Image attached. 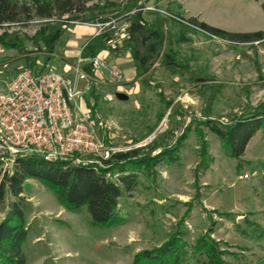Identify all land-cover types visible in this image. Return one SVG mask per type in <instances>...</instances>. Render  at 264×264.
I'll use <instances>...</instances> for the list:
<instances>
[{
    "label": "rangeland",
    "instance_id": "1",
    "mask_svg": "<svg viewBox=\"0 0 264 264\" xmlns=\"http://www.w3.org/2000/svg\"><path fill=\"white\" fill-rule=\"evenodd\" d=\"M263 4L264 0H151L142 13L151 22L158 11L166 19V31L178 29L168 17L179 13L232 31H255L264 29ZM47 20L35 17L8 30L22 50L0 42V86L26 68L51 67L73 76L83 47L101 29L87 22L68 24L49 53L38 33ZM114 24L121 43L128 22ZM176 49L189 70L205 79L166 67L162 55L140 76L129 49L108 51L107 63L120 69L123 79L112 81L104 71L91 75L84 69L89 76L79 84L84 93L76 111L90 112L104 146L127 148L150 136L154 138L149 146L174 145L186 133L178 161L141 174L135 189L119 199L123 223L110 227L92 226L85 207L71 211L49 186L28 179L23 192L27 264H133L138 251L160 245L178 230L189 243L206 234L221 241L233 264H264V127L236 159L203 123L212 119L229 124L264 101V41L231 44L194 32ZM34 57L36 65L30 66ZM95 79L98 85L87 89ZM198 131L209 143L203 162ZM8 169L11 165L0 166L2 175ZM246 173L248 178L243 177ZM14 200L7 190L0 201V222Z\"/></svg>",
    "mask_w": 264,
    "mask_h": 264
},
{
    "label": "trees",
    "instance_id": "2",
    "mask_svg": "<svg viewBox=\"0 0 264 264\" xmlns=\"http://www.w3.org/2000/svg\"><path fill=\"white\" fill-rule=\"evenodd\" d=\"M151 0H0V42L8 48L22 50L8 30L14 25H25L35 17L48 19L38 32L49 53H53L64 33L73 21L78 23L102 24L101 30L90 38L83 47L81 56L94 57L102 51L117 53L129 49L135 62V70L142 76L150 71L153 63L161 56L162 63L174 70H182L189 78L201 80L194 75L179 57L176 46L189 40L190 33L202 32L231 44L264 41V29L255 31H232L212 25L198 16L168 17L178 29L166 31V19L155 11V18L148 21L143 12ZM264 8V4H263ZM125 20L124 38L118 43L114 22ZM47 56V59H50ZM36 57L29 65H36ZM91 75V64L84 66ZM93 91V90H92ZM91 91V92H92ZM215 95L211 97L213 100ZM219 138L225 153L231 158H241L247 145L258 130L264 127V101L236 115L229 124H219L212 119L203 122ZM202 162L208 154V140L198 131ZM187 137L183 133L174 145L136 147L114 153L99 163L72 164L64 160H47L38 155L18 158L11 171L2 175L0 171V201L7 190L15 197L9 210L0 222V264H27L23 244L29 227L23 205L24 183L35 178L55 191L60 203L74 212L84 207L89 213L90 224L110 227L123 223L119 199L125 192H132L139 184L141 174L149 173L159 165L178 161V152ZM160 151L153 155V151ZM1 166V162H0ZM8 187V188H7ZM180 230L167 240L151 249L138 251L133 264H233L227 260L222 242L209 234L202 235L189 243Z\"/></svg>",
    "mask_w": 264,
    "mask_h": 264
},
{
    "label": "built area",
    "instance_id": "3",
    "mask_svg": "<svg viewBox=\"0 0 264 264\" xmlns=\"http://www.w3.org/2000/svg\"><path fill=\"white\" fill-rule=\"evenodd\" d=\"M97 25L102 27V24ZM106 55L80 56L71 77L51 67L43 70L26 68L0 86L1 166L11 165L12 169L18 158L28 155L72 164L93 162L103 165V160L114 153L144 147L153 140L150 136L127 148L104 146L96 137L90 112L76 111L77 99L84 93L79 84L89 76L83 64H91L95 73L104 71L112 81L123 79V72L109 65ZM91 85H98V80L87 83L86 88ZM245 176L248 178L249 174Z\"/></svg>",
    "mask_w": 264,
    "mask_h": 264
},
{
    "label": "water",
    "instance_id": "4",
    "mask_svg": "<svg viewBox=\"0 0 264 264\" xmlns=\"http://www.w3.org/2000/svg\"><path fill=\"white\" fill-rule=\"evenodd\" d=\"M118 97L122 100H125L127 98V96L124 94H119Z\"/></svg>",
    "mask_w": 264,
    "mask_h": 264
},
{
    "label": "crops",
    "instance_id": "5",
    "mask_svg": "<svg viewBox=\"0 0 264 264\" xmlns=\"http://www.w3.org/2000/svg\"><path fill=\"white\" fill-rule=\"evenodd\" d=\"M189 16H197V15H189ZM200 20H201V19H200ZM104 52H105V54L108 53V51H104Z\"/></svg>",
    "mask_w": 264,
    "mask_h": 264
}]
</instances>
